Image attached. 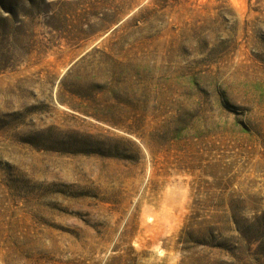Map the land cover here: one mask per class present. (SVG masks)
Here are the masks:
<instances>
[{"label": "rangeland", "instance_id": "rangeland-1", "mask_svg": "<svg viewBox=\"0 0 264 264\" xmlns=\"http://www.w3.org/2000/svg\"><path fill=\"white\" fill-rule=\"evenodd\" d=\"M0 264H264V0H0Z\"/></svg>", "mask_w": 264, "mask_h": 264}]
</instances>
